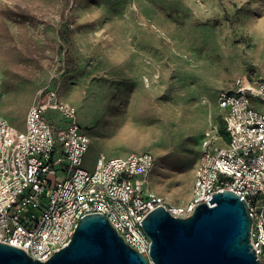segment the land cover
Returning <instances> with one entry per match:
<instances>
[{
	"label": "rangeland",
	"instance_id": "obj_1",
	"mask_svg": "<svg viewBox=\"0 0 264 264\" xmlns=\"http://www.w3.org/2000/svg\"><path fill=\"white\" fill-rule=\"evenodd\" d=\"M0 72L14 128L55 89L90 136L84 167L94 169L101 152L150 151L151 188L183 204L203 131L223 122L220 91L239 75L264 79V0H0ZM179 73L183 82L193 75L188 91L173 89L184 115L203 119L173 122L172 135L157 141L141 132L149 117L142 109L166 100L156 90Z\"/></svg>",
	"mask_w": 264,
	"mask_h": 264
},
{
	"label": "built area",
	"instance_id": "obj_2",
	"mask_svg": "<svg viewBox=\"0 0 264 264\" xmlns=\"http://www.w3.org/2000/svg\"><path fill=\"white\" fill-rule=\"evenodd\" d=\"M0 72V241L47 260L71 240L75 226L90 213L106 215L123 239L148 264L151 238L141 222L159 206L188 216L213 193L233 190L252 216L251 244L264 260V79L250 74L234 78L220 91L226 137L219 124L202 134L192 196L172 204L150 185L156 158L150 151L106 156L94 169L83 166L91 139L77 107L49 89L34 102L25 127L16 129L1 108Z\"/></svg>",
	"mask_w": 264,
	"mask_h": 264
},
{
	"label": "water",
	"instance_id": "obj_3",
	"mask_svg": "<svg viewBox=\"0 0 264 264\" xmlns=\"http://www.w3.org/2000/svg\"><path fill=\"white\" fill-rule=\"evenodd\" d=\"M241 195L224 189L197 205L188 216L165 206L150 211L143 227L157 264H262L251 244L252 216ZM0 264H148L102 213L83 216L69 243L47 260L0 241Z\"/></svg>",
	"mask_w": 264,
	"mask_h": 264
},
{
	"label": "bare ground",
	"instance_id": "obj_4",
	"mask_svg": "<svg viewBox=\"0 0 264 264\" xmlns=\"http://www.w3.org/2000/svg\"><path fill=\"white\" fill-rule=\"evenodd\" d=\"M182 74L179 73V78L176 81L170 82L169 85H163L157 88L156 93H161L162 98H167L166 100H159L157 96L153 99L152 103L148 108L142 109L143 112L148 111L149 117L146 118L144 123L141 126V132L146 136L153 138L157 141H162L164 135H172L173 122H176L180 126L184 122H189L190 124L197 125L199 124L203 116L192 119L190 116L184 115V102L179 101L177 92H174L176 88H184L185 91H188V85L193 81L191 77L186 79L183 82ZM200 86H198L199 88ZM23 99L28 96V90L24 89ZM149 90H147V93ZM179 134V129H176Z\"/></svg>",
	"mask_w": 264,
	"mask_h": 264
},
{
	"label": "trees",
	"instance_id": "obj_5",
	"mask_svg": "<svg viewBox=\"0 0 264 264\" xmlns=\"http://www.w3.org/2000/svg\"><path fill=\"white\" fill-rule=\"evenodd\" d=\"M220 125V133L222 134V136L226 137V133H225V130H224V124L223 122Z\"/></svg>",
	"mask_w": 264,
	"mask_h": 264
},
{
	"label": "crops",
	"instance_id": "obj_6",
	"mask_svg": "<svg viewBox=\"0 0 264 264\" xmlns=\"http://www.w3.org/2000/svg\"><path fill=\"white\" fill-rule=\"evenodd\" d=\"M1 108H2V105H1ZM3 111V110H2ZM4 113V112H3Z\"/></svg>",
	"mask_w": 264,
	"mask_h": 264
}]
</instances>
